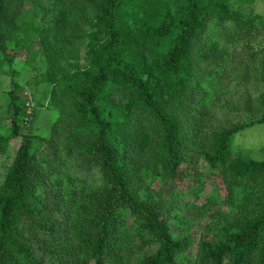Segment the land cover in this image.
<instances>
[{
    "label": "trees",
    "instance_id": "16d2710c",
    "mask_svg": "<svg viewBox=\"0 0 264 264\" xmlns=\"http://www.w3.org/2000/svg\"><path fill=\"white\" fill-rule=\"evenodd\" d=\"M239 9L231 0H0V66L13 77L9 33L21 24L51 60L97 28L84 64L58 62L50 139L22 133L26 101L13 84L12 138L22 144L0 189V264H180L192 246L185 226L208 216L211 239L195 264H264V161L235 154L238 129L207 119L215 74L202 65L222 57L216 27L227 44L246 35L254 49L253 30L227 29L243 21ZM261 57L264 67V48ZM198 157L219 171L228 213L198 204L202 189H182L200 181Z\"/></svg>",
    "mask_w": 264,
    "mask_h": 264
},
{
    "label": "rangeland",
    "instance_id": "374dc122",
    "mask_svg": "<svg viewBox=\"0 0 264 264\" xmlns=\"http://www.w3.org/2000/svg\"><path fill=\"white\" fill-rule=\"evenodd\" d=\"M237 10H240L241 24L228 23L227 29H238L239 26L245 31L253 30L251 40L254 49L246 50L248 44L246 35L242 39H235L232 44H227L225 30L215 29L216 41L220 44L219 52L214 51L209 55L212 61L205 62L202 67L214 70L215 77L210 82V95L206 106L210 127H225L238 129L234 137V152L240 153L245 161H264V125L260 124L264 114V67L262 66V53L264 48V0H231ZM91 20L95 18L90 14ZM254 20V21H253ZM253 21L255 24H243ZM89 24L85 27V35L81 42L61 46L59 56L52 60L44 53L43 47L38 43L33 44L28 34L26 24H21L17 31L9 33V50L16 56L14 69L17 75L13 77L9 73L7 65L0 66V140L4 145L0 148V189L6 176L11 170L22 139H14L12 131L13 108L11 93L13 84H19L20 96L26 101V115L22 119L23 134H33L42 139H50V135L61 113L56 107L54 100L55 77L54 73L58 62L68 58L72 63L84 64L87 46L97 34V28ZM220 34V35H218ZM19 36L17 42H13ZM74 37V35H73ZM72 38V37H71ZM30 44L32 47H26ZM258 53L260 59L254 57ZM9 73V74H8ZM220 74L219 76H217ZM201 179L189 177L182 189L185 193H198L202 189V195L197 200L198 204L211 203L217 206L216 212L228 213L226 206L220 205L225 198L226 191L218 170L211 169L203 160L197 158ZM101 175L95 172L92 180L100 182ZM190 187L191 190H188ZM194 197V194H193ZM214 206V207H215ZM133 219L129 218V223ZM215 220L212 217L189 221L185 226L187 235L190 237L192 246L185 257L180 259V264H195L199 244L210 240V228ZM171 230L176 236L181 229L174 222Z\"/></svg>",
    "mask_w": 264,
    "mask_h": 264
}]
</instances>
